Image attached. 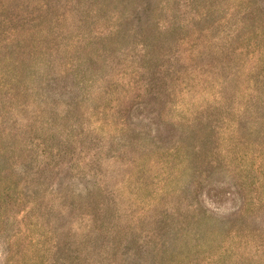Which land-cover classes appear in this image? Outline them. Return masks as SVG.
Wrapping results in <instances>:
<instances>
[{
  "label": "rangeland",
  "instance_id": "obj_1",
  "mask_svg": "<svg viewBox=\"0 0 264 264\" xmlns=\"http://www.w3.org/2000/svg\"><path fill=\"white\" fill-rule=\"evenodd\" d=\"M0 264H264V0H0Z\"/></svg>",
  "mask_w": 264,
  "mask_h": 264
}]
</instances>
